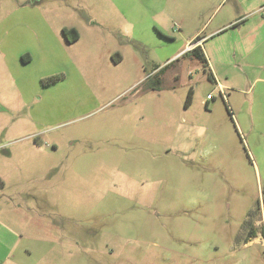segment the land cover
Returning <instances> with one entry per match:
<instances>
[{
  "label": "rangeland",
  "instance_id": "1",
  "mask_svg": "<svg viewBox=\"0 0 264 264\" xmlns=\"http://www.w3.org/2000/svg\"><path fill=\"white\" fill-rule=\"evenodd\" d=\"M0 182V264H264V0H0Z\"/></svg>",
  "mask_w": 264,
  "mask_h": 264
},
{
  "label": "trees",
  "instance_id": "2",
  "mask_svg": "<svg viewBox=\"0 0 264 264\" xmlns=\"http://www.w3.org/2000/svg\"><path fill=\"white\" fill-rule=\"evenodd\" d=\"M62 34L63 36L65 37L66 41H68V43H72V42H77L78 39H79V35L78 33L75 31V29H63L62 30ZM203 39V37L201 36H197L194 41H193V44H196L197 42H200L201 40ZM191 56L193 57L194 59L198 60L199 63L205 67L207 66V59L203 53V50L201 49L200 46H194L192 47L191 50L189 51H186L185 53L182 54L181 57L183 56ZM165 68L166 67H162L159 69V66H155L154 70L157 69V72L153 75V78H151V83H152V86H151V89L152 90H158L159 91V88H160V85H161V78H162V75L165 71ZM207 78L209 81L214 82V77L212 75V73H207ZM55 81H58V79L55 77H50L48 78V82L50 83H54ZM190 96H192V90L189 91L188 93V96H187V101H189L190 99ZM207 104V103H206ZM0 185H1V182H0ZM263 206H264V200H263ZM249 237H253V235L251 234V232L249 233Z\"/></svg>",
  "mask_w": 264,
  "mask_h": 264
},
{
  "label": "crops",
  "instance_id": "3",
  "mask_svg": "<svg viewBox=\"0 0 264 264\" xmlns=\"http://www.w3.org/2000/svg\"><path fill=\"white\" fill-rule=\"evenodd\" d=\"M63 29H72V28H64V27H63V28H61V33H62V30H63ZM73 29H75V28H73ZM75 31H76V30H75ZM76 32H77V31H76ZM195 37H196V36H195ZM78 40H79V39H78ZM71 44H72V43H71ZM200 45H201V41H200V42H197L196 44H194L193 47H194V46H200ZM187 47H188V45H187V46L185 47V49L183 50L184 52H186ZM200 47H201V46H200ZM183 51H181V53H183ZM181 53H180V54H181ZM203 53H204V52H203ZM178 55H179V54H178ZM178 55H176V57H177ZM204 55H205V54H204ZM25 57H28V56L26 55V56H23V58H21L22 63H24V65H26L27 63L29 64V62H30L29 60H28V61H25V59H24ZM173 57H174V56H173ZM205 57H206V56H205ZM206 59H207V58H206ZM207 61H208V60H207ZM28 64H27V65H28ZM207 64H208V63H207ZM158 66H159V65H158ZM159 69H160V66H159ZM155 70H157V69H155ZM214 82H215V85H219L216 81H214ZM219 86H220V85H219ZM208 101H210V100H207L206 103H208ZM206 105H207V104H206ZM5 247L7 248L6 245H5Z\"/></svg>",
  "mask_w": 264,
  "mask_h": 264
},
{
  "label": "built area",
  "instance_id": "4",
  "mask_svg": "<svg viewBox=\"0 0 264 264\" xmlns=\"http://www.w3.org/2000/svg\"><path fill=\"white\" fill-rule=\"evenodd\" d=\"M193 43H190L189 45H188V47H187V50L186 51H189V50H191L192 49V47H193ZM218 86V89L220 90V95L221 96H223V92H222V89H221V86H219V85H216V87ZM206 99L207 100H212L213 99V97H212V95H207L206 96Z\"/></svg>",
  "mask_w": 264,
  "mask_h": 264
}]
</instances>
